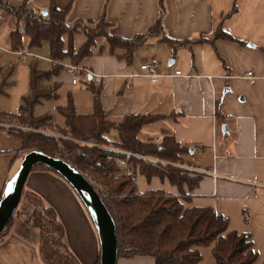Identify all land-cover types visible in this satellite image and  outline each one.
Here are the masks:
<instances>
[{
    "label": "crops",
    "instance_id": "1",
    "mask_svg": "<svg viewBox=\"0 0 264 264\" xmlns=\"http://www.w3.org/2000/svg\"><path fill=\"white\" fill-rule=\"evenodd\" d=\"M20 7L23 0H5ZM50 0H35L37 10H49ZM164 27L166 36L150 39L135 49L132 62L108 53L97 54L82 67L106 76L103 84L86 81L72 84V77L63 67L43 83L52 91L47 101H59L65 108L72 100L82 116L94 113V93L109 120L119 123L126 116L147 115L157 121L145 127L144 141H157L174 136L193 154L183 156L191 177L201 181L193 191L184 186L186 208H211L229 220V230L251 236L258 259L264 264V0H165ZM60 10L69 9L67 22H99L103 17L112 23V34L125 39L145 33L162 15L159 0H56ZM228 35L232 40L217 37ZM79 49L85 35L74 36ZM103 42V41H102ZM185 42L186 44H179ZM0 47L10 60V72L0 96V115L20 112L23 99L31 95V66L39 70L59 66L53 64L49 48H29L28 41L20 49ZM103 44V43H102ZM29 48V49H28ZM45 51L42 55L33 50ZM29 53L22 56L20 52ZM158 56L173 58L161 61V77L138 76L140 66ZM17 59V60H16ZM47 62L48 68L41 65ZM17 62V63H16ZM66 62V61H65ZM68 63V62H67ZM27 64V65H26ZM182 76H175L176 72ZM252 73V82L247 76ZM129 75L130 92L125 89ZM87 92H75L83 83ZM69 89V90H67ZM86 93V94H85ZM46 100H42L38 105ZM36 105L34 113L36 117ZM61 116V117H60ZM53 117V116H52ZM54 123L65 126L59 112ZM0 128V200L12 171L25 152L19 153L23 142L8 134V125ZM226 126L228 132H223ZM7 129V130H6ZM114 135H116L114 133ZM149 136V137H148ZM161 141V142H162ZM19 155L16 157V154ZM217 174V177L213 173ZM139 194L164 191L179 197V189L167 179L147 180L138 175ZM26 189L39 195L53 208L65 228V242L80 264H98L101 243L93 219L73 188L60 176L47 171H33ZM33 214V207L22 199L13 225L0 239V264H44L39 253V232L23 221L19 213ZM117 264H156L150 256L119 258Z\"/></svg>",
    "mask_w": 264,
    "mask_h": 264
},
{
    "label": "trees",
    "instance_id": "2",
    "mask_svg": "<svg viewBox=\"0 0 264 264\" xmlns=\"http://www.w3.org/2000/svg\"><path fill=\"white\" fill-rule=\"evenodd\" d=\"M25 2L23 0L20 7H15L0 0V9L7 10L18 23H23V28L17 27L10 34L15 51L20 49L23 38L28 41L30 49L48 43L51 59L82 66L86 60L102 53L131 63L135 49L150 39L161 38L174 42L165 33V0H159L162 15L152 27L131 39L112 34L113 25L106 17L99 22H77L70 25L67 22L70 10L58 9L56 0H50L47 16H35ZM78 33L85 35L86 41L76 49L73 40ZM217 37L232 40L224 34H218ZM61 69L59 66L53 73H46L32 65L31 95L23 99L17 115L3 114L0 118L13 122L9 125L20 127L7 130L10 136L22 140L23 146L19 153L36 150L60 158L91 180L115 221L119 258L150 256L155 258L156 264H199L202 260L199 248L212 246L216 264H254L257 261L258 254L254 251L250 235L230 231L229 220L211 208L184 206L182 200L190 199L185 194L184 186L193 191L198 187L201 177H191L190 171L178 167L187 166L183 156L190 155L191 149L177 142L174 136H165L159 145L141 139L145 127L156 122V117L132 115L114 123L102 110L99 91L92 86H89L95 97L92 115L77 114L75 104L70 100L67 107L59 109L65 119L64 127L54 123L50 115L36 117L35 106L53 96L52 91L43 88V83ZM9 74V71L0 69L3 81ZM4 86L2 82L0 96L7 94ZM113 133L116 134L114 139ZM116 151L132 154L128 163L135 180L125 175L115 161L126 158ZM33 171L58 175L43 165L36 166ZM138 175L148 181L153 178L162 181L167 179L179 189L182 198L161 190L140 195L136 182ZM22 199L32 205L33 214L19 213L17 217H27V223L38 230L39 253L43 263L80 264L66 245L65 228L56 211L47 206L39 195L26 188ZM14 219L0 239L9 231Z\"/></svg>",
    "mask_w": 264,
    "mask_h": 264
},
{
    "label": "water",
    "instance_id": "3",
    "mask_svg": "<svg viewBox=\"0 0 264 264\" xmlns=\"http://www.w3.org/2000/svg\"><path fill=\"white\" fill-rule=\"evenodd\" d=\"M43 16L48 10L42 11ZM223 132H228L226 126ZM191 154L193 151L191 150ZM9 177L0 200V237L12 222L22 202L30 174L38 165L54 170L76 192L89 211L101 243L100 264H117L119 259L118 237L115 221L104 200L86 175L60 158L50 157L40 151L25 152ZM15 172V173H14Z\"/></svg>",
    "mask_w": 264,
    "mask_h": 264
},
{
    "label": "rangeland",
    "instance_id": "4",
    "mask_svg": "<svg viewBox=\"0 0 264 264\" xmlns=\"http://www.w3.org/2000/svg\"><path fill=\"white\" fill-rule=\"evenodd\" d=\"M17 27L23 28V23H18V21L7 10L0 9V47H5V48H9V49L11 48V46L9 44V37H10L11 32ZM42 47L43 48H47L48 47L49 51H50V46H49L48 43H44L42 45ZM41 48H39V49H41ZM39 49L33 50V53H36L38 55H42L43 52H45V51H39ZM46 57L50 58L51 56L48 54V56H46ZM158 60L161 61L163 64H169L171 62V60H173V58H166V57H163V56H158ZM10 63L11 62H10V60L8 58V55L0 51V68H8L10 65H12ZM40 63H41V65L43 67H47L48 68L49 64L47 62L41 61ZM50 70L51 69H47V70L44 69V70H41V71L47 73V72H50ZM79 81H82V78H80ZM87 86L88 85L86 83L85 84L82 83L78 87V89H76L75 92L76 93L80 92V91L87 92V91H89L88 90L89 87H87ZM67 90H69V89H67ZM56 102L59 103V101H54V100H51V101L50 100L49 101L46 100V101L42 102V104H40V105H38L36 107V114L38 116L50 115V116H53L55 118V120H58L59 119V112H58L59 104H57ZM12 123L13 122L8 120V119L0 118V126H2L1 124H12ZM0 128L5 130V128H3V127H0ZM115 136L116 135H114V133H113L112 134V139H114ZM141 137H142V135H141ZM142 139H144V137H142ZM16 219L17 220L19 219V220L23 221L26 225H29L27 223V217H21V218L17 217ZM29 227H31V226L29 225ZM199 251L202 254V260H201V262L199 264H216L214 256H213V253H212V246L199 248Z\"/></svg>",
    "mask_w": 264,
    "mask_h": 264
},
{
    "label": "built area",
    "instance_id": "5",
    "mask_svg": "<svg viewBox=\"0 0 264 264\" xmlns=\"http://www.w3.org/2000/svg\"><path fill=\"white\" fill-rule=\"evenodd\" d=\"M26 6L27 8L31 9L34 13L35 16H40L42 14V11L35 9L34 4H35V0H26ZM25 45V38L22 39V46L24 47ZM20 55L22 56H27L29 55V53H25L23 51L20 52ZM53 64L55 66H60L63 67L64 70L71 75L72 77V84L76 85L78 84L80 81V78H84L86 81H88V78H90L91 76V82H94L96 85H102L106 76L104 75H99V74H94L93 72H91L90 70H88L87 68H84L82 66H75L72 65L70 63H67L65 61H57V60H53ZM160 68H161V62L156 59L153 58L145 63H143L140 66V74L138 76H142V77H147V78H151V79H156L162 76L161 72H160ZM175 76L180 77L182 76V72L178 71L176 72ZM135 77V75H129L128 76V80L125 83V89L127 92H130L131 87H132V83L130 82V80ZM252 82L255 80V77L253 76L252 73H248L247 76ZM7 129H11V128H16L19 129L20 127L17 126H13V125H8ZM162 141V139H158L157 141H154L155 144H160ZM120 154H123L126 156L125 159H115V161L119 164V166L123 169L125 175L132 177L135 180L134 177V172L130 166V164L128 163V159L129 157L132 155L131 153H127V152H122V151H116ZM181 168L187 169L184 166H179ZM213 175L215 177H217V174L214 172Z\"/></svg>",
    "mask_w": 264,
    "mask_h": 264
},
{
    "label": "bare ground",
    "instance_id": "6",
    "mask_svg": "<svg viewBox=\"0 0 264 264\" xmlns=\"http://www.w3.org/2000/svg\"><path fill=\"white\" fill-rule=\"evenodd\" d=\"M22 158H23V157H22ZM22 158H21V160H22ZM21 160L19 161V163L21 162ZM18 166H19V165H17V167H16V168H18ZM14 173H15V172H14Z\"/></svg>",
    "mask_w": 264,
    "mask_h": 264
}]
</instances>
